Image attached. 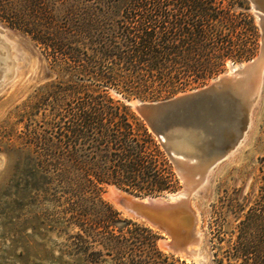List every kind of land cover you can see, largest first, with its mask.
Returning a JSON list of instances; mask_svg holds the SVG:
<instances>
[{"label":"trees","instance_id":"obj_1","mask_svg":"<svg viewBox=\"0 0 264 264\" xmlns=\"http://www.w3.org/2000/svg\"><path fill=\"white\" fill-rule=\"evenodd\" d=\"M247 5V0H0V21L28 36L57 76L36 97L52 102L49 129L35 119L39 108L20 134H0V154L3 146L20 144L36 184L54 186L53 201L64 207L67 226L100 227L99 262L110 256L117 264H188L159 249L157 231L122 219L103 191L107 184L138 197L178 190L160 142L126 101L211 79L228 60L252 59L258 33ZM261 188L260 209H250L244 227L229 235L212 232V264H264V184Z\"/></svg>","mask_w":264,"mask_h":264},{"label":"rangeland","instance_id":"obj_2","mask_svg":"<svg viewBox=\"0 0 264 264\" xmlns=\"http://www.w3.org/2000/svg\"><path fill=\"white\" fill-rule=\"evenodd\" d=\"M247 1L248 13L254 18L258 33L256 54L252 58L254 59L260 52L262 30L251 0ZM0 25L7 31L17 33L16 36L8 37L11 46L7 62L15 74L0 91V134L8 132L20 134L24 131L26 118L36 113L39 108H41L40 113L37 111L38 116L35 119L41 123L42 129H47L52 102L37 101L36 97L42 88L57 80V76L50 72L42 51L28 36L2 21ZM3 56L5 57L6 54ZM250 60L239 63L228 60L223 72L211 79L175 90H166L143 101L130 99L126 102L128 105L133 100L157 102L173 98L180 93L204 88L217 82L222 76L233 74ZM110 95L120 98L115 92H111ZM34 108L35 111H33ZM24 113L26 117L23 119L21 115ZM2 150L3 153L0 154V264H117V261L110 256H105L104 260L99 262L95 254L102 249L98 245L100 227L67 226L64 207L61 206V202L53 201L54 192L51 189L54 186L46 182L36 184L37 178H33L31 174V161L28 159L26 149L19 144L14 147L5 145ZM177 178L179 183L176 192L147 197H163L172 201L173 197L182 191L184 185L178 175ZM47 182L50 183V181ZM263 184L264 78L258 105L245 141L231 159L220 163L211 172L205 183L206 190L202 193L197 192L192 197L191 207L198 216L197 228L203 235L199 259H185L163 251L159 247V241L168 240V237L153 229L160 236L159 249L188 264H212L210 249L212 232L221 230L225 235H229L235 227H244L243 223L250 209L252 211L260 209L258 200ZM109 185L113 184H107L103 191V199L108 203L110 202L104 197V193ZM120 216L122 219L131 220L122 214Z\"/></svg>","mask_w":264,"mask_h":264},{"label":"water","instance_id":"obj_3","mask_svg":"<svg viewBox=\"0 0 264 264\" xmlns=\"http://www.w3.org/2000/svg\"><path fill=\"white\" fill-rule=\"evenodd\" d=\"M251 3L262 30L260 52L254 59L204 88L167 100H133L129 104L160 142L183 181L177 198H139L113 185L104 193L120 214L166 235L168 240L159 241L163 251L185 259H199L203 245L198 216L191 207L192 197L206 190V180L217 165L236 154L258 105L264 78V0ZM10 35L17 33L0 25V91L15 74L7 62Z\"/></svg>","mask_w":264,"mask_h":264},{"label":"bare ground","instance_id":"obj_4","mask_svg":"<svg viewBox=\"0 0 264 264\" xmlns=\"http://www.w3.org/2000/svg\"><path fill=\"white\" fill-rule=\"evenodd\" d=\"M239 68V67H238ZM233 72V71H232ZM173 196V195H172ZM175 198H177V196L175 195Z\"/></svg>","mask_w":264,"mask_h":264}]
</instances>
